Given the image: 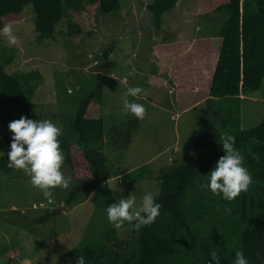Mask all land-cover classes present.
Masks as SVG:
<instances>
[{
	"label": "rangeland",
	"instance_id": "1",
	"mask_svg": "<svg viewBox=\"0 0 264 264\" xmlns=\"http://www.w3.org/2000/svg\"><path fill=\"white\" fill-rule=\"evenodd\" d=\"M153 0H120V9L100 12L84 4L81 10L66 8L56 27L54 39L39 41L32 5L23 19L7 26L17 37L16 44L0 35V60L7 59L10 74L35 70L42 75L30 99L39 120H51L72 142L76 110L82 98L96 93L105 133L101 142L89 146L107 156V182L82 192L66 204L72 187L79 183L63 162L62 170L71 178L68 190L54 189L46 199L22 170L8 174L0 169V264H58L66 252L107 229L115 228L106 217V208L116 199L131 194L137 203L151 192L157 196L162 168L185 163L197 141L208 149H219L227 132L219 124L224 109L236 112L239 106L243 129L258 126L264 118V79L260 90L242 88L240 100L210 97L202 89L187 92L176 89L171 73L172 58L157 54L154 46L164 40H194L215 36L226 18L214 12L216 0H178L174 9L163 15L156 30L146 5ZM83 28V33L67 35L68 22ZM142 93L130 100L143 104L146 115L139 129L126 142L127 122L122 96L128 87ZM26 117L17 106L5 102L0 89V134L9 145L0 151V160L10 151L13 133L9 123ZM204 117L209 121L203 126ZM246 121H252L245 125ZM206 177L194 183L188 202L195 208L193 226L202 236L232 252L242 224L230 213L233 201L224 200L202 187ZM51 213L47 223L37 220ZM116 229V228H115ZM119 241L132 245L134 233L128 223L116 229Z\"/></svg>",
	"mask_w": 264,
	"mask_h": 264
},
{
	"label": "trees",
	"instance_id": "2",
	"mask_svg": "<svg viewBox=\"0 0 264 264\" xmlns=\"http://www.w3.org/2000/svg\"><path fill=\"white\" fill-rule=\"evenodd\" d=\"M178 0H153L145 7L152 14L153 26L159 30L163 15L176 6ZM84 4L100 12L120 9V0H0V28L23 19V11L32 5L35 12V30L39 41L54 39L56 27L65 16L66 8L81 10ZM214 12H224L221 28L215 36L194 40H164L154 46L157 54L172 58L171 73L175 87L181 91L198 92L204 89L208 96L240 100L242 88L260 90L264 79V0H216ZM67 35L83 33L81 25L69 21ZM7 59L0 60V89L9 102L29 119L39 120L30 99L41 80L39 71L10 74ZM236 112L215 111L219 124L235 138V147L244 157V166L253 182L247 192L233 200L230 213L243 227L237 235L235 247L228 252L212 237L193 226L195 204L187 197L194 183L205 178L225 153L221 148L209 150L205 141H197L195 150L185 163H175L159 171L160 192L155 196L161 205L160 215L150 225L136 230L132 245L119 241L116 229L110 228L80 245L68 250L58 264H75L83 256L86 264H207L215 251L221 264H233L236 252H242L249 264H264V118L258 126L243 129L239 106ZM209 121L204 117L203 126ZM135 117L127 122L126 142L139 129ZM72 128L77 141L64 133L61 148L75 184L66 197L72 203L84 191L107 182V156L89 146L104 138L105 123L100 115L95 91L82 98L76 110ZM9 145L6 134H0V151ZM8 156L0 160V169L11 174ZM51 213L38 219L47 223ZM134 223V222H133ZM214 264V262H213Z\"/></svg>",
	"mask_w": 264,
	"mask_h": 264
},
{
	"label": "clouds",
	"instance_id": "3",
	"mask_svg": "<svg viewBox=\"0 0 264 264\" xmlns=\"http://www.w3.org/2000/svg\"><path fill=\"white\" fill-rule=\"evenodd\" d=\"M0 35L6 37L8 43L16 44L17 37L10 26L0 28ZM142 88L128 87L122 96V107L125 114H132L138 120H143L146 108L143 104L129 97H138ZM13 133L8 156V167L22 170L29 177L30 183L37 188L42 196L51 199L53 190L60 188L68 190L71 178L62 170L65 159L61 148L60 137L62 130L51 120H34L21 117L8 125ZM224 155L215 167L207 174L202 187L213 195L221 196L229 202L248 191L253 178L244 166V157L234 146L235 138L230 134H223L219 140ZM161 205L156 202L151 192L143 195L139 204L132 194L126 198L116 199L106 208V217L110 224L120 229L125 223L132 224L136 230L142 226L154 223L160 215ZM134 222V223H133ZM212 258L207 264H221L220 256L212 251ZM75 264H86L85 258H75ZM233 264H249L242 252H236Z\"/></svg>",
	"mask_w": 264,
	"mask_h": 264
},
{
	"label": "crops",
	"instance_id": "4",
	"mask_svg": "<svg viewBox=\"0 0 264 264\" xmlns=\"http://www.w3.org/2000/svg\"><path fill=\"white\" fill-rule=\"evenodd\" d=\"M243 91V90H242ZM247 123H245V125H250L252 123V121H246Z\"/></svg>",
	"mask_w": 264,
	"mask_h": 264
}]
</instances>
